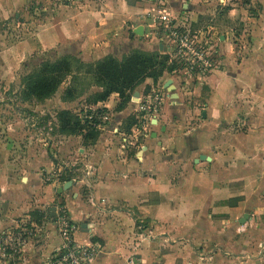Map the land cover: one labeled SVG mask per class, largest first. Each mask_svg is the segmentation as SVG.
I'll return each instance as SVG.
<instances>
[{
	"label": "crops",
	"instance_id": "0c3cea01",
	"mask_svg": "<svg viewBox=\"0 0 264 264\" xmlns=\"http://www.w3.org/2000/svg\"><path fill=\"white\" fill-rule=\"evenodd\" d=\"M30 1L0 0V18L19 16ZM102 1L74 0L75 11L69 10V15L77 16L76 45L83 50L78 56L86 62L119 49L126 52L131 40L123 35L126 30L135 32L142 26L144 36H149L152 22L147 14L153 8L179 19L191 16L193 21L205 8L197 0ZM259 1L262 6L255 17L232 5L218 26L223 70L206 77L204 96L195 90L203 108H184L183 90L172 73L158 82L147 79L122 109H117L121 100L117 93L96 106L110 112V122L101 128L95 144L85 145L82 136L77 137L91 199H82L75 182L63 196L59 194L78 227L76 239L94 238L101 244L92 264H264V248L260 250V243L264 245V0ZM139 15L148 23H138ZM124 19L134 22L124 28ZM109 33L119 37L98 48V36ZM237 45L245 54L239 60ZM170 79L178 90L177 100L166 89L169 99L156 117L151 123L141 121L143 129L150 126L149 134L138 141L119 130L125 119L137 115L147 89L166 86ZM187 115L194 123L184 132ZM125 137L137 146L135 153ZM24 172V190L7 171L0 172V232L29 220L39 232L25 241L19 264H45L61 244L58 217L55 208L35 204L37 191L43 189L40 174L30 167ZM52 187L47 185L45 190L52 192L43 193L39 202L54 197ZM248 208L254 210L249 219L253 230L244 232L249 220L242 223V219ZM36 209L47 212L41 223L33 220L31 212ZM21 212L28 214L19 221Z\"/></svg>",
	"mask_w": 264,
	"mask_h": 264
},
{
	"label": "rangeland",
	"instance_id": "374dc122",
	"mask_svg": "<svg viewBox=\"0 0 264 264\" xmlns=\"http://www.w3.org/2000/svg\"><path fill=\"white\" fill-rule=\"evenodd\" d=\"M73 1L32 0L28 4H25L26 6L19 16L13 14L10 17L0 18V172L4 173L7 171V175L12 181H16L15 183L21 186L20 190H24V185L26 184V178L22 181V178L26 174L24 170H27V167L35 170L40 174L39 183L43 188L36 193L40 196H37L34 200L36 206H50L52 209L55 208L57 217L66 215L69 219V211L63 200L61 202L59 194L63 196V193L66 191L65 189H70L69 185L71 184L69 182H75L79 184L82 199L88 201L91 199V185L86 182L87 179L85 178H88L89 175L85 173V163L81 160V153L79 151L81 142L77 140V137L81 135H67L63 133L61 131L59 114L61 111L68 110L79 117L83 123L87 120L90 122L94 121L97 118L99 120L97 127L100 134L101 128L110 122L111 114L103 107H96L101 102L98 104L93 102L95 95L102 92L103 88L96 85L94 78L86 72L87 67L80 68L79 63L72 62V74L65 77L57 92L45 100H39L27 94L26 78L34 73V71L40 69L44 64L56 63L67 56L76 57L83 64L93 63L86 62L78 56V52H82L83 50L76 45L78 39V32H76L78 26L76 23L77 16L74 13L69 15L70 9L75 11L76 2L74 3ZM103 1L109 2L108 0ZM197 1L201 5H204L205 8L197 16H194L196 17V21H193L191 16H186L184 19L188 20V23H193L198 27L207 28L214 25L213 32L217 37L222 32L218 26L224 21V16H228L229 8L232 5H235L239 9L247 10L252 17H255L259 13L262 6L259 0ZM67 6L69 9H67ZM157 13L159 11L153 8L147 14L149 15L148 17H151L152 22L149 36L145 37L144 33L137 34L132 30H126L123 35L131 37L129 49H126V52L125 49H119V52L115 54L110 53L105 56L113 55L117 59L122 60L135 50L161 51L159 43L161 39L165 41V36L163 35L162 27L159 25ZM139 17L141 19L139 18L138 23H141L144 17L142 15H139ZM125 18L131 19L127 16ZM127 19H124L126 26L124 28H127V24L129 25L130 23L131 25L134 22L133 20V22L127 21ZM63 21H65V24H63ZM143 21H145L144 24L148 23L146 20ZM111 34H101L98 36V48H102L103 46L100 47L102 44L107 45L115 37H119L118 34ZM123 35L121 39L124 38ZM139 36H143L142 38L145 41H149L150 44L142 42ZM119 42L120 47H123V41L119 40ZM113 45L115 43L110 44V47ZM94 49H97V47ZM234 49L237 60L245 55L244 49H241L239 45L235 46ZM85 50L88 52V50L91 51V48L88 46ZM176 78L179 82L178 85L183 90L184 108L192 109L197 106L203 108V99H201L202 103H200L199 98L196 101L194 92L196 89H199L204 96L207 79L186 81L182 77ZM152 87L147 89L148 93H152L154 89ZM168 99V97H165L164 102ZM175 100L177 99H173V101ZM121 101L122 99L117 107L121 104ZM136 119V124L129 131H125L127 129L124 124L126 119L119 130L124 131L127 136L130 134L134 135L133 138L139 141L142 137L149 134L150 126L147 130L143 129L141 126L142 120L139 118L138 112ZM189 120L191 118L188 115L186 118H183L184 125L181 129L182 131L187 132L193 127L194 121L191 123ZM141 130L145 133H142ZM134 139H130L129 141L131 142ZM126 143L129 144L128 149L135 153L137 146L133 147L135 144ZM47 185L53 186L54 197L49 196L50 202L45 200V202H39L43 193L47 195L46 193L52 192L51 188H49V192L45 190L47 189ZM262 198H264V194ZM149 199L155 200L153 197ZM230 202L235 201L232 199ZM253 212L252 208L247 209V221L254 215ZM27 214V212H21L18 220L24 219V216ZM31 214L36 223H41L43 217L47 216L46 211L41 213L38 209L31 212ZM249 221L243 230L244 232L253 230V223ZM14 227H6L0 232V264H10L11 262L19 264V258L22 253L21 249L25 241L29 238H34V235L39 232L38 228L32 226L29 220L22 222L19 228ZM7 235L12 240H5V244H3L4 242L2 241ZM92 239V241H95L94 238ZM261 241L262 239L259 242ZM3 245H7L5 249L6 255H2L4 251ZM260 248V250L264 248L263 242L260 243Z\"/></svg>",
	"mask_w": 264,
	"mask_h": 264
},
{
	"label": "built area",
	"instance_id": "2783aa9c",
	"mask_svg": "<svg viewBox=\"0 0 264 264\" xmlns=\"http://www.w3.org/2000/svg\"><path fill=\"white\" fill-rule=\"evenodd\" d=\"M157 14L165 36V41L160 40V50L163 45L162 52L168 55V63L174 67L173 75L186 81H196L223 70L221 41L215 36L213 27H198L188 23L186 19L160 12ZM159 87L154 88L139 106V118L143 124L152 122L162 108L165 97H169V93L165 92L166 87ZM128 137L123 139L124 142H128ZM57 228L61 244L51 253L45 264H92L101 250V244L96 241H78L75 236L78 227L66 215L58 217ZM4 238L2 242L12 240L9 235ZM6 246L3 245L2 255H6Z\"/></svg>",
	"mask_w": 264,
	"mask_h": 264
},
{
	"label": "trees",
	"instance_id": "16d2710c",
	"mask_svg": "<svg viewBox=\"0 0 264 264\" xmlns=\"http://www.w3.org/2000/svg\"><path fill=\"white\" fill-rule=\"evenodd\" d=\"M169 57L161 51L135 50L122 60L113 55L93 62L83 64L78 58L67 56L56 63L44 64L26 78L27 94L39 100L53 96L65 77L72 74V62L79 63L80 68L87 67L96 85L103 91L96 93L94 103L106 102L109 97L117 93L122 99L117 109H122L131 99V94L147 79L158 82L166 73L173 72V66L168 63ZM95 113V112H94ZM99 113V111H98ZM61 131L67 135H81L85 145L95 144L99 137L97 118L94 121H83L72 112L65 110L59 114ZM136 115H131L124 122L129 131L136 124ZM10 264H15L11 262Z\"/></svg>",
	"mask_w": 264,
	"mask_h": 264
},
{
	"label": "water",
	"instance_id": "95a60500",
	"mask_svg": "<svg viewBox=\"0 0 264 264\" xmlns=\"http://www.w3.org/2000/svg\"><path fill=\"white\" fill-rule=\"evenodd\" d=\"M137 34H143L144 33V31H143V27L142 26H139L138 27V29L135 31ZM161 51H164V49H163V45H161ZM166 87V89H168L171 93H172V98H177L178 97V94H177V92H176V88H175V86L173 85V80L172 79H170L169 81H168V84L165 86ZM201 159L202 160H205L206 159V156L205 155H202L201 156ZM69 183H71V182H69ZM247 218H248V216L247 215H245V217L242 219V223H245L246 222V220H247Z\"/></svg>",
	"mask_w": 264,
	"mask_h": 264
}]
</instances>
